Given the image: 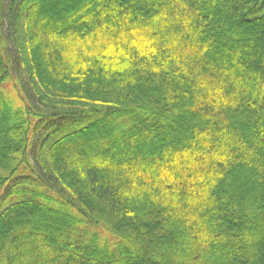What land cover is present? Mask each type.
<instances>
[{
    "label": "trees",
    "instance_id": "obj_1",
    "mask_svg": "<svg viewBox=\"0 0 264 264\" xmlns=\"http://www.w3.org/2000/svg\"><path fill=\"white\" fill-rule=\"evenodd\" d=\"M0 264H264V0H0Z\"/></svg>",
    "mask_w": 264,
    "mask_h": 264
}]
</instances>
